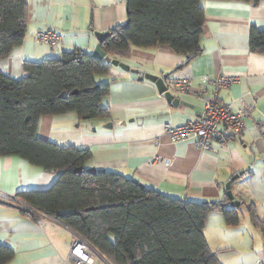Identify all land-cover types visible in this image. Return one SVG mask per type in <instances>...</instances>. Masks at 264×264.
I'll list each match as a JSON object with an SVG mask.
<instances>
[{"label": "crops", "instance_id": "crops-1", "mask_svg": "<svg viewBox=\"0 0 264 264\" xmlns=\"http://www.w3.org/2000/svg\"><path fill=\"white\" fill-rule=\"evenodd\" d=\"M26 2L23 42L10 56L0 59V72L12 78L23 75L24 61L57 58L62 51L74 48L91 54L97 43L94 32H108L127 19L125 0ZM202 5L200 51L193 59L188 61L187 55L157 45L131 47L127 57L120 60L147 73L169 75L165 83L174 88L173 95L182 104L168 103L152 82L109 67L106 74L95 78L109 82V92L100 101L109 112L107 119L85 121L74 112L44 115L39 119L37 135L60 145L87 148L91 158L84 164L86 169L121 174L169 197L222 201L229 206L225 200V185L229 184L239 201V223L227 226L218 212H211L203 228L204 237L210 244L209 227L215 224L220 234L252 240L256 237L252 229L258 230L251 229L247 206L252 204L264 219V53L250 51L249 30H264V0H204ZM42 28L59 35V41L52 46L40 42L36 32ZM205 75L210 79L233 76L235 81L219 90L218 100L233 109L248 107L251 117L226 146L212 143L211 149L199 151L189 141L172 144L163 133V125H181L200 115L202 101L196 96L208 95L214 89L203 80ZM181 78L189 83L184 93L175 86ZM122 121L125 125L117 126ZM110 122L111 128L103 126ZM155 154L167 162H152ZM56 178V171L50 173L18 156L0 157V246L13 251L7 264H64L73 231L48 218L24 216L8 200L18 192L47 189ZM228 251L234 253L236 249Z\"/></svg>", "mask_w": 264, "mask_h": 264}, {"label": "trees", "instance_id": "trees-1", "mask_svg": "<svg viewBox=\"0 0 264 264\" xmlns=\"http://www.w3.org/2000/svg\"><path fill=\"white\" fill-rule=\"evenodd\" d=\"M203 1L126 0L127 24L110 29L101 49L121 60L131 47L164 45L189 61L200 51ZM26 17V0H0V59L23 42ZM249 49L264 53V30L250 27ZM109 67L113 66L74 48L57 58L24 61L19 78L0 72V157L18 156L57 172L47 189L18 192L17 197L83 236L112 264H219L203 228L211 212H218L225 225L237 226L239 208L222 201L169 197L114 172L90 173L84 167L91 158L87 148L38 137L44 115L74 112L85 121L107 119L109 112L100 101L109 92V82H96L95 76L106 74ZM245 212L264 242V219L252 204ZM12 257L10 248L0 246V264Z\"/></svg>", "mask_w": 264, "mask_h": 264}, {"label": "built area", "instance_id": "built-area-1", "mask_svg": "<svg viewBox=\"0 0 264 264\" xmlns=\"http://www.w3.org/2000/svg\"><path fill=\"white\" fill-rule=\"evenodd\" d=\"M37 39L46 44L54 45L59 41V35L53 31L42 28L37 31ZM205 82L214 87L209 95H197L202 101V111L196 119L188 120L181 125L172 126L163 125V133L168 137L170 143L176 144L183 141H189L193 147L199 151L211 149L212 143L226 146L228 140L239 134L245 127V120L251 117L248 107L233 109L230 105L223 104L218 100V92L221 88H227L235 78L233 76L219 75L210 79L207 75L202 77ZM177 91L187 92L189 89L188 80L181 78L175 83ZM171 91L174 88H170ZM156 143H158L156 141ZM167 162L158 155H154L152 162ZM8 200L18 206L21 210H28L31 214L38 217L54 220L48 215L37 211L28 205L17 195L8 196ZM56 221V220H54ZM212 255V254H211ZM214 255V254H213ZM64 264H112L104 255H102L90 242L83 236L73 232V239L68 247V254ZM258 264H262L259 262Z\"/></svg>", "mask_w": 264, "mask_h": 264}, {"label": "rangeland", "instance_id": "rangeland-1", "mask_svg": "<svg viewBox=\"0 0 264 264\" xmlns=\"http://www.w3.org/2000/svg\"><path fill=\"white\" fill-rule=\"evenodd\" d=\"M97 76L99 75H96L95 78ZM95 81L98 82L97 79H95ZM173 91L174 90H172V92ZM209 228L211 230V234L209 237L211 239V242L209 244L205 239L206 244L208 246L210 253L216 256V259L219 261L220 264H258L259 262L264 264L263 240L261 234L258 231L252 229L253 227H251V229L256 235V237H253L252 240L244 239L243 241H240L239 238H234V236H232L231 234H220L221 232H217L214 229L215 224H212ZM221 236L223 238L221 239L216 238ZM228 248L236 249V252L234 253H230V251L227 252ZM67 254H68V250H67Z\"/></svg>", "mask_w": 264, "mask_h": 264}, {"label": "water", "instance_id": "water-1", "mask_svg": "<svg viewBox=\"0 0 264 264\" xmlns=\"http://www.w3.org/2000/svg\"><path fill=\"white\" fill-rule=\"evenodd\" d=\"M126 2V0H125ZM126 8V13H127V6H125ZM128 20L126 19V21L121 24L122 27H124L127 24ZM108 32H94V36L97 40V43L95 45V48L93 50V52L90 54V56L94 59H98V60H103L105 63L110 64L113 67H118L121 70L125 71V72H130L134 75H136V79L137 80H148L150 82H152L159 95H162L163 98L170 104H174L177 105L178 103H183L180 102L178 98H175L173 95V92L168 88V86L166 85L165 81L169 78V75H156V74H151V73H147L145 72L142 68H137L134 66H130L124 62H121L120 60L113 58L109 55H106V53L101 49V43L103 42V40L108 36ZM111 122L107 123L105 125H103L106 128H111ZM125 122H118L117 126H124ZM88 172L90 173H95L98 172V170H96L94 167L88 168L86 169ZM50 173H53L54 170H49ZM235 178V176H234ZM135 183H138L137 181L133 180ZM141 187L143 186L142 184L138 183ZM226 188V195L227 198L229 200V206L237 208L239 206V201L234 199V196L230 190V185L226 184L225 185Z\"/></svg>", "mask_w": 264, "mask_h": 264}]
</instances>
